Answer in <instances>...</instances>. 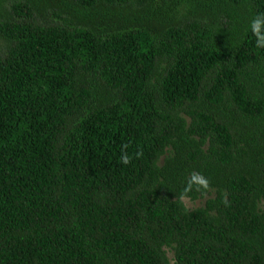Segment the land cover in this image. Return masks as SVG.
<instances>
[{
  "label": "trees",
  "instance_id": "trees-1",
  "mask_svg": "<svg viewBox=\"0 0 264 264\" xmlns=\"http://www.w3.org/2000/svg\"><path fill=\"white\" fill-rule=\"evenodd\" d=\"M260 12L0 0V264H264Z\"/></svg>",
  "mask_w": 264,
  "mask_h": 264
},
{
  "label": "clouds",
  "instance_id": "clouds-1",
  "mask_svg": "<svg viewBox=\"0 0 264 264\" xmlns=\"http://www.w3.org/2000/svg\"><path fill=\"white\" fill-rule=\"evenodd\" d=\"M252 35L256 38L255 47L257 49L264 48V12L257 13L251 20L249 25ZM128 144H124L121 148L120 163L128 165L133 158L139 159L143 156V151L138 150L134 156L127 152ZM193 190L200 192L201 195H207L211 192V181L203 173L193 170L187 177L186 184L182 192L178 195L177 200L181 205L187 207V201L189 199V193ZM222 202L225 205L230 204L227 196L223 198Z\"/></svg>",
  "mask_w": 264,
  "mask_h": 264
},
{
  "label": "rangeland",
  "instance_id": "rangeland-1",
  "mask_svg": "<svg viewBox=\"0 0 264 264\" xmlns=\"http://www.w3.org/2000/svg\"><path fill=\"white\" fill-rule=\"evenodd\" d=\"M1 45H2V41L0 40V48H1ZM202 200H203V197H198V198H195V199H188V201L186 203H187L188 206H193V205L201 203ZM167 254L170 255L171 251L167 250Z\"/></svg>",
  "mask_w": 264,
  "mask_h": 264
}]
</instances>
